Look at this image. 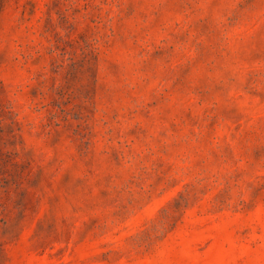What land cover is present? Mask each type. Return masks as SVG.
Masks as SVG:
<instances>
[{"label":"rangeland","instance_id":"1","mask_svg":"<svg viewBox=\"0 0 264 264\" xmlns=\"http://www.w3.org/2000/svg\"><path fill=\"white\" fill-rule=\"evenodd\" d=\"M0 264H264V0H0Z\"/></svg>","mask_w":264,"mask_h":264}]
</instances>
